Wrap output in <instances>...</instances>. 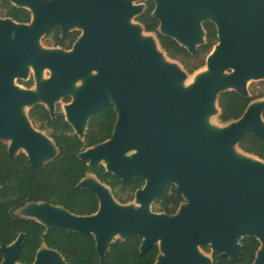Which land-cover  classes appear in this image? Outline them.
I'll return each mask as SVG.
<instances>
[{
    "label": "water",
    "instance_id": "1",
    "mask_svg": "<svg viewBox=\"0 0 264 264\" xmlns=\"http://www.w3.org/2000/svg\"><path fill=\"white\" fill-rule=\"evenodd\" d=\"M8 1L33 14L30 25L0 20V141L10 158L23 153L32 168L41 169L59 156L55 142L34 129L26 109L42 105L54 118L59 100L71 96L63 115L81 140L94 115L110 105L116 112L111 139L79 158L124 183L145 180L135 193L137 207L119 203L89 174L78 188L96 195L95 214L78 216L32 202L15 215L47 231L92 235L101 264L117 240L131 237L142 239L141 254L158 247L154 264H214L200 253L201 246H211L222 260H236L245 251L242 240L254 237L260 247L253 264H264V161L237 151L248 135L264 140V100L251 102L239 120L222 129L209 123L221 114L222 93L247 98V83L264 80V0H152L159 32L191 55L206 43L204 23L216 26L217 50L206 63L210 74L196 77L188 89L182 85L187 73L161 58L160 43L144 36L143 27L129 23L142 12L134 0ZM54 27L83 31L72 51L41 49L40 38ZM28 64L35 90L14 84L29 77ZM44 70L50 78L43 79ZM170 185L183 203L174 215L153 213L151 206ZM24 241L21 234L2 246L1 264H20ZM33 264L68 263L42 245Z\"/></svg>",
    "mask_w": 264,
    "mask_h": 264
},
{
    "label": "trees",
    "instance_id": "2",
    "mask_svg": "<svg viewBox=\"0 0 264 264\" xmlns=\"http://www.w3.org/2000/svg\"><path fill=\"white\" fill-rule=\"evenodd\" d=\"M154 10V3H150L144 14L137 18L145 31L154 33L167 55L180 60L189 73L203 67L208 55L218 43L216 26L211 22L204 23L206 43L197 48L195 55H191L175 40L159 32L160 23L152 17ZM0 15L17 23H29L31 20V13L27 9L17 8L7 0H0ZM51 34L52 44L63 49H69L77 36L69 34L60 38L58 29L49 35ZM27 86H32V81L27 83ZM260 97L264 98V91ZM258 98L256 95L246 98L234 91L222 93L219 96V120L222 123L239 120L249 104ZM29 118L37 129L48 133L59 148L60 154L43 168L34 169L23 153L16 159H11L8 146L0 141V248L11 245L24 234L20 264H33L42 245L58 251L68 264H101L92 235L59 229L47 231L34 220L17 217L15 212L28 203L44 202L63 207L78 216L95 214L99 208L96 195L89 190L78 188L79 183L89 174L107 185L119 203L128 204L134 200L135 193L145 185L143 178H134L124 183L119 177L107 173L103 166L90 168L88 162L79 158V154L85 150L111 139L116 123L114 106H107L92 117L84 140L74 133L63 113L58 110L52 118L44 106L38 105L29 111ZM239 148L264 161V140L248 135L242 139ZM183 201L176 187L170 185L155 201L154 208L158 212L174 215ZM141 244L142 239L139 237H131L126 241L117 240L111 246L104 264H154L159 255L158 247L141 254ZM242 244L245 251L241 258L222 260L218 253H214V264H253L260 247L259 241L254 237L244 238ZM2 261L3 255L0 252V264Z\"/></svg>",
    "mask_w": 264,
    "mask_h": 264
},
{
    "label": "rangeland",
    "instance_id": "3",
    "mask_svg": "<svg viewBox=\"0 0 264 264\" xmlns=\"http://www.w3.org/2000/svg\"><path fill=\"white\" fill-rule=\"evenodd\" d=\"M124 1L127 2V3L130 2L128 0H124ZM150 3H153V1L152 0H134V1H131V4L133 6H137V7H141L142 8V12L140 14H137V15L133 16L129 20V23L132 26H138V27L141 26V27H143L139 23V21L137 20V17L139 15H141L147 9V7L149 6ZM0 20H5V19L0 17ZM142 29H143V35L144 36L153 37L154 39L157 40V42L159 44L157 36L154 33L146 32L144 27ZM72 31H79V28L75 27V28L72 29ZM52 37H53L52 35H44V36H42L40 38L39 46L41 47V49H43V50H62L60 48H57V47L53 46ZM159 49L163 53H165V56L161 54L162 55V57H161L162 59H164L163 57H166V60L169 63L177 65L180 69H182L184 72L187 73L186 79H185V81L182 84L184 88L188 89L189 87H191V85H193V83L195 82L196 77H204V76L209 75L210 69H209L208 66H206L207 59L205 60V65L203 67H201L200 69L196 70L194 73H189L185 69V67L182 64V62L180 60H175V59H172L171 57H169L167 55V53L161 48L160 44H159ZM216 49L217 48H214L212 50L213 53L216 51ZM27 68L29 69V72L31 71L30 74H29V77L27 79H24V80L23 79H16L14 84H15V86H19V87H21L22 89H25V90H35L36 89L35 73L32 70L31 64L30 65L28 64ZM230 73H231V71L229 70L225 74L227 75V74H230ZM50 76H51V72L49 70H44L43 71V75H42L43 79H48V78H50ZM30 81H32V86L29 87V86H27V83H30ZM82 83H83L82 81H78L76 83V87H80L82 85ZM247 88H248L250 96L256 95V96L259 97L255 101L264 100L263 97H260L261 93L264 91V80L263 81L250 80L247 83ZM72 100H73V98L71 96H66V97L62 98L61 100H59V103L56 105V111L58 110V111L63 113L65 105L70 104L72 102ZM29 111H30V109H26L27 115L29 114ZM219 116H220V114L219 115H215L214 117H211L210 120H209V123H210V125H212L215 128L222 129V128L226 127L228 123H222L219 120ZM33 127L37 131H40L34 125H33ZM40 132H42L43 134L48 136V133L46 131H40ZM237 151L240 152L241 154L250 155V154L245 153L244 151H242L239 148H238ZM89 178H91V177H89ZM128 204L137 207V204L135 203V200L132 201L131 203H128ZM151 211L153 213H156V214H165V213H161V212H158L157 210H155L154 204L151 206ZM239 243L241 244V241ZM199 251H200L201 254H204V255H206V256H208L210 258H213V254L214 253H213V250H212L211 246H201L199 248Z\"/></svg>",
    "mask_w": 264,
    "mask_h": 264
},
{
    "label": "flooded vegetation",
    "instance_id": "4",
    "mask_svg": "<svg viewBox=\"0 0 264 264\" xmlns=\"http://www.w3.org/2000/svg\"><path fill=\"white\" fill-rule=\"evenodd\" d=\"M8 1V0H7ZM10 2V1H9ZM11 3V2H10ZM13 6H15V7H17L16 5H14L13 3H11ZM17 8H21V7H17ZM24 9H26V8H24ZM30 13H31V20H30V22L29 23H17L16 21H14V20H12V19H10V18H6V17H2L1 15H0V17L1 18H3V19H5V20H11V21H13V22H15V23H17V24H23V25H30L31 23H32V21H33V14H32V12L29 10V9H27ZM146 11V10H145ZM144 11V12H145ZM144 12L142 13V14H144ZM141 14V15H142ZM141 15H139L138 17H140ZM137 17V18H138ZM5 20H2V21H5ZM140 23V22H139ZM141 24V23H140ZM142 25V24H141ZM144 27V26H143ZM55 29H58L59 31H60V38H64V37H66V36H68L69 34H77V36H76V39H75V42H73V44L70 46V48L69 49H63V48H61V47H59V46H54V47H57V48H60V49H62L63 51H72L73 50V48H74V45L76 44V42L78 41V39L81 37V35L83 34V31L82 30H80L79 29V31H72V30H70L69 32H67V33H64L63 32V30L60 28V27H54L53 29H51V31L49 32V33H47L46 35H49L50 33H52ZM54 34V33H53ZM52 35V34H51ZM53 36V35H52ZM214 49V48H213Z\"/></svg>",
    "mask_w": 264,
    "mask_h": 264
},
{
    "label": "bare ground",
    "instance_id": "5",
    "mask_svg": "<svg viewBox=\"0 0 264 264\" xmlns=\"http://www.w3.org/2000/svg\"><path fill=\"white\" fill-rule=\"evenodd\" d=\"M217 50V49H216ZM212 53H213V51H212ZM209 74H210V72H209Z\"/></svg>",
    "mask_w": 264,
    "mask_h": 264
}]
</instances>
